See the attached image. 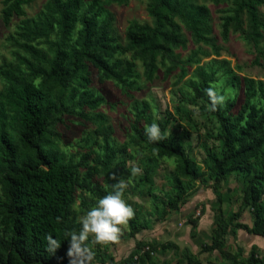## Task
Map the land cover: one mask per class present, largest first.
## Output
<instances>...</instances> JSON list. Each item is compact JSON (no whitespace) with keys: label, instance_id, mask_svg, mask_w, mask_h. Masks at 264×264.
Listing matches in <instances>:
<instances>
[{"label":"rangeland","instance_id":"1","mask_svg":"<svg viewBox=\"0 0 264 264\" xmlns=\"http://www.w3.org/2000/svg\"><path fill=\"white\" fill-rule=\"evenodd\" d=\"M26 1L25 16L14 17L5 25L2 21L5 0H0V67L4 63L16 64L20 55L28 57L19 45V26L23 18H37L47 0ZM90 1L84 0L87 4ZM148 2L128 0L118 4L99 0L98 19L112 18V36L119 46L111 62L132 63V74L123 87L113 80L100 81L97 70L87 64L79 77L66 86L62 102L67 108L59 111L51 136L63 160L77 166L78 184L94 166V159L103 153V135L93 118L100 117L103 126L110 128L109 146L119 149L107 173L111 178L115 174L125 180L128 186L123 199L135 215L121 226L122 234L114 244H96L89 237L86 242L92 253L89 264H124L131 254L135 255L134 264L139 257L146 264H247L251 256L264 261V237L251 232L264 226V206L255 209L245 199L252 175L228 170L218 190L220 202L213 191L214 182L206 164L209 153H219V128L214 119L203 113L200 92L204 74L212 75L211 86L226 97L223 107L235 100L230 113H236L243 104L247 84L251 81L264 84V36L258 42L248 40L245 14L239 26L232 22L227 33L224 32L223 19L232 16V0H194L209 11L210 43H195L187 29L176 21L186 44L173 48L175 67L158 58L156 71L150 76L142 58L127 48V28L132 22L152 24L146 11ZM247 5L244 0V6ZM259 18L264 21L263 7L259 9ZM36 45L46 49L43 44ZM3 88L0 79V91ZM83 92L103 101L96 108L71 107V100H77ZM253 92L252 104L263 110L264 102L256 84ZM167 112L171 117L166 134L177 138L200 172L195 181L180 177L174 158L151 150L134 132L135 128L145 129V119L159 123ZM83 157L88 160L79 166ZM133 166L139 167L141 174L132 176ZM176 180L184 195L177 208H170L167 202L176 194ZM87 184L90 188L103 187V175L93 172ZM75 195L70 226L72 232L78 233L81 228L78 218L95 207L99 199L80 187ZM132 222L138 230L134 235Z\"/></svg>","mask_w":264,"mask_h":264},{"label":"trees","instance_id":"2","mask_svg":"<svg viewBox=\"0 0 264 264\" xmlns=\"http://www.w3.org/2000/svg\"><path fill=\"white\" fill-rule=\"evenodd\" d=\"M124 4L128 0H112ZM26 0H5L2 21L9 25L12 18L24 17ZM99 0H47L35 19L21 20L18 37L26 56H18L16 64L4 63L0 79V264H69V233L72 209L77 188L93 193L98 199L113 192L115 182L108 175L118 150L109 146L110 128L103 126L100 117L93 118L103 135V153L94 159L81 184L75 180L76 165L65 162L54 147L51 136L57 115L67 106L62 102L66 86L79 77L88 64L97 70L99 80H113L125 87L132 74L133 64L116 60L111 62L119 46L112 36V18L98 19ZM232 0V16L223 19L227 33L232 22L240 25L242 15L247 17V38L258 42L264 36V21L259 18L264 0ZM147 15L152 24L132 22L127 28L128 49L136 51L144 62L145 72L153 75L158 58L175 67L173 48L183 47L185 39L179 32V21L195 43H210L209 11L194 0H149ZM43 44L46 49L37 47ZM212 75L204 74L200 92L204 102L202 111L219 128V153L207 155V170L213 182L218 202L220 184L228 170L249 173L245 199L255 209L264 206V109L252 104L254 85L264 102L263 82H249L244 91L243 104L232 114L235 100L227 106L211 109L207 89ZM214 89V88H213ZM71 107L96 108L103 99L86 92L74 100ZM170 112L157 123L166 139L150 143L145 129L135 128L139 140L156 153L169 155L177 163L180 177L195 181L200 172L192 165L175 136L166 134ZM146 127L153 121L145 119ZM145 127V128H146ZM88 158L83 157L79 166ZM97 167L99 170L97 171ZM93 172L103 175V187L90 188L87 184ZM174 197L168 199L170 208H177L183 198L180 182ZM131 223V233L138 230ZM264 237V226L251 230ZM51 234L61 246L50 253L45 239ZM131 254L124 264H134ZM139 257L137 264H146ZM112 264V263H111ZM247 264H264L251 256Z\"/></svg>","mask_w":264,"mask_h":264},{"label":"clouds","instance_id":"3","mask_svg":"<svg viewBox=\"0 0 264 264\" xmlns=\"http://www.w3.org/2000/svg\"><path fill=\"white\" fill-rule=\"evenodd\" d=\"M207 95L211 102V109L217 110V106H223L226 102L224 95H219L213 88L207 89ZM145 135L150 143H157L166 139V135L161 131L160 126L153 122L145 128ZM139 167L133 166L132 176L141 174ZM112 179L118 180L113 185V192L100 198L97 205L87 211L85 215L78 218L81 228L79 232L69 233V249L67 252L69 264H89L91 260V250L87 248L86 242L91 236L96 244H114L122 234L121 226L127 225L134 218V209L123 199V194L127 188V183L123 178H117L113 174ZM48 244V251L52 254L60 248L61 244L54 239L51 234L45 237Z\"/></svg>","mask_w":264,"mask_h":264}]
</instances>
